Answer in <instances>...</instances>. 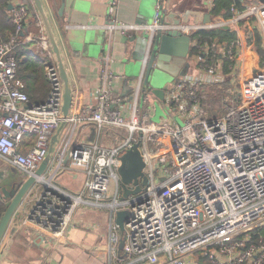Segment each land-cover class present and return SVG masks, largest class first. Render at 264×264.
Returning <instances> with one entry per match:
<instances>
[{
	"label": "built area",
	"instance_id": "2783aa9c",
	"mask_svg": "<svg viewBox=\"0 0 264 264\" xmlns=\"http://www.w3.org/2000/svg\"><path fill=\"white\" fill-rule=\"evenodd\" d=\"M12 4L14 32L0 41V162L29 176L47 156L62 121L63 83L43 29L29 35L28 41L38 45L34 56L47 59L51 86L43 103L31 101L17 76L15 54L22 43L27 44L22 36L31 12L21 0ZM117 7L118 0L109 1L106 34L110 41L116 32L128 38L135 32L147 35L141 76L129 102L116 93L120 75L111 68L108 43L96 103L71 113L63 150L51 178L39 177L43 189L26 222L36 226L46 240L61 239L77 209L92 206L108 209L112 215L109 264H200L194 257L198 252L211 264H264V66L248 74L246 86L234 91L221 116L207 117L204 102L205 87L220 84L230 75L244 79L242 66L257 58H253L252 44L237 39L201 47L192 41V47L199 49L193 55L194 70L169 84L163 99L156 97L166 110L159 123L151 120L152 94L144 90L146 67L159 31L177 30L192 36L242 23L250 27L254 21L264 46V2L248 5L231 19L213 17L210 23L179 25L162 23L160 1L150 25L121 22ZM88 124H94L98 139L73 142L78 127ZM113 128L124 130L127 137L113 146L104 145L100 137ZM138 141L147 185L140 193L121 199V157ZM77 168L85 175L80 191L53 181L62 170ZM120 210L130 214L124 230L116 223ZM122 240L126 258L115 263Z\"/></svg>",
	"mask_w": 264,
	"mask_h": 264
},
{
	"label": "crops",
	"instance_id": "0c3cea01",
	"mask_svg": "<svg viewBox=\"0 0 264 264\" xmlns=\"http://www.w3.org/2000/svg\"><path fill=\"white\" fill-rule=\"evenodd\" d=\"M16 1L18 0H10V3H15ZM109 1L72 0V4L67 5L65 10L61 12L59 9L60 5L51 6L50 8L51 18L57 28L56 31L59 34L65 62L75 90L72 113L77 114L81 109L93 106L96 103V90L101 85L102 57L105 55L109 44L110 55L113 58L111 68L120 75L115 84V91L116 93L120 92L128 102L131 99L130 93L133 92L135 83L141 76L144 67V59L148 48V38L144 33L135 32L133 37L128 38L116 32L112 41L106 34L104 26L109 18ZM158 1L118 0L117 18L123 23L150 25L154 22ZM186 1L185 7L189 4L190 7L199 8L204 13H211L214 7L212 6L213 0L208 2L206 0L205 3L204 0ZM240 1L245 7L252 3L264 2V0ZM160 2L162 5L163 1L160 0ZM12 8H9L11 19ZM232 11L233 16L239 12L236 8L232 9ZM213 17L225 18L223 14ZM252 22L253 24L250 27H246L242 23L240 27L230 28L237 32L238 40L248 41L249 32H251L253 27H257L256 23ZM42 29L43 25L39 17H35L31 13V18L22 36L29 44L31 59H46L42 55L35 57L33 52H37L38 45L28 41L29 35L35 36ZM4 33L6 35L8 32L5 31ZM192 41L193 39L191 40V47L193 45ZM24 45L25 43H22L21 46ZM256 57H258L257 54L255 57L253 56V58ZM52 60L55 61L53 55ZM194 63L193 61L189 67L184 68L183 65L173 59L169 65L162 63L161 65L167 71L178 72L181 70L179 76L181 77L194 70ZM18 78L20 79L19 76ZM146 89L150 93L148 87L144 85V90L146 91ZM70 130L71 126L68 124L45 173V178L47 179L51 178L55 164L58 161L61 150H63L64 137H67ZM102 137L103 135L100 137V142H102ZM97 139L94 124H88L78 127L74 134L73 142L91 143ZM2 165L6 164L0 162V166ZM84 180V173L77 168L62 170L53 181L67 190L78 192L82 189ZM42 189V182L34 186L26 197L23 206L17 210L12 218L7 232L0 242V264H109V224L112 220L110 210L81 206L77 209L73 222L64 238L46 240L37 231L36 226L26 224V217ZM1 200L6 206L4 196ZM194 257L200 264H204L200 261L202 254L198 252ZM118 258L115 263L126 258L123 251H121V254L119 253Z\"/></svg>",
	"mask_w": 264,
	"mask_h": 264
},
{
	"label": "water",
	"instance_id": "95a60500",
	"mask_svg": "<svg viewBox=\"0 0 264 264\" xmlns=\"http://www.w3.org/2000/svg\"><path fill=\"white\" fill-rule=\"evenodd\" d=\"M162 1V23L179 25L181 23H210L213 21L211 13H204L199 8L190 7L189 4L185 7L186 0ZM22 2L27 5L33 16L39 17L41 20L44 33L58 67L63 83L62 121L53 134L47 156L34 174L27 176L23 171L7 164L0 166V189L6 201V210L0 212V242L17 210L23 206L31 189L40 182L39 177L45 176L55 149L61 142V136L68 125V119L72 113L75 101V90L70 72L65 62L59 34L56 31L57 28L53 23L50 12L51 6L57 5H60V12L65 10L67 5L72 4V0H22ZM205 2L206 0H204ZM12 7L13 4L10 3L9 8L11 9ZM226 28H230V26H226ZM145 36L147 37V35ZM191 39V36H185L177 30L159 31L157 33L144 77V85L148 87L153 96L163 99L169 86L160 88L161 85L158 84L160 80L159 73L167 71L161 63H171L175 57L174 51L181 48L184 43L187 44L186 51H188ZM139 144L140 141L135 142L121 157L122 165L119 168L122 186L121 199H127L130 195L140 193L147 185V176L143 171L145 162L140 153ZM68 159L69 152L66 155V161ZM133 186L134 188H132ZM129 215L126 210H120L116 213V223L121 230H124L125 220H127ZM123 247L124 240L121 242V249Z\"/></svg>",
	"mask_w": 264,
	"mask_h": 264
},
{
	"label": "trees",
	"instance_id": "16d2710c",
	"mask_svg": "<svg viewBox=\"0 0 264 264\" xmlns=\"http://www.w3.org/2000/svg\"><path fill=\"white\" fill-rule=\"evenodd\" d=\"M214 7L211 11L213 16L223 14L226 19L233 16L232 9L236 8L239 12H242L246 7L240 0H214ZM10 0H0V41L7 40L14 32V25L9 11ZM5 31L8 33L5 35ZM192 39L198 41L201 47H204L206 43L212 45L233 43L237 40V32L233 28H216L207 31H200L193 34ZM248 42L252 44L255 53L264 60V47L262 44L261 35L257 27H253L249 32ZM199 52L197 47H191V55ZM18 59V76L23 81L24 90L29 95L30 99L34 103H43L50 92V83L46 74V63L43 59H31L29 53V44L20 46L15 51ZM263 66V64L261 65ZM147 92V89L146 91ZM6 210L5 203L0 201V212ZM264 234V230L261 231ZM256 238V233L252 234ZM258 238V236H257ZM200 261L204 264H210V262L202 256Z\"/></svg>",
	"mask_w": 264,
	"mask_h": 264
},
{
	"label": "rangeland",
	"instance_id": "374dc122",
	"mask_svg": "<svg viewBox=\"0 0 264 264\" xmlns=\"http://www.w3.org/2000/svg\"><path fill=\"white\" fill-rule=\"evenodd\" d=\"M209 0H207L208 2ZM189 36V35H185ZM192 40V39H191ZM195 39L193 38V42ZM187 44L184 43L181 48L174 51V60L175 62H179V64L183 65L184 68L187 66H190V63H193L195 60L193 55H190V48L189 46L188 51H186ZM167 64L169 63H164ZM264 66V60L258 56L256 60H251V62L247 66H242L241 72L244 74V79H242L240 76H229L227 77V80L214 85V86H207L204 88V102L206 103V110L205 115L207 117H219L226 111V106L228 102L230 101V98L233 97L234 91L241 90V87L244 88L246 86V78L248 77V74L255 68V67H262ZM183 68V70H184ZM248 69V70H247ZM180 71L173 72L171 70L160 72L159 77L160 80L158 81V84L161 85L160 88L165 87L169 84L174 83L178 78H180ZM242 76V75H241ZM233 81H231L232 78ZM151 108H152V115L151 120L159 123L166 117V110L163 104H161L155 96H151ZM127 137V133L124 130L113 128L110 131L106 130L104 132L102 137V143L107 146H113L118 141L124 140ZM66 137H64L65 139ZM27 225H29L26 222Z\"/></svg>",
	"mask_w": 264,
	"mask_h": 264
},
{
	"label": "bare ground",
	"instance_id": "6f19581e",
	"mask_svg": "<svg viewBox=\"0 0 264 264\" xmlns=\"http://www.w3.org/2000/svg\"><path fill=\"white\" fill-rule=\"evenodd\" d=\"M253 4V3H252ZM232 18V17H231ZM231 18H229V19H231ZM226 19V18H225ZM230 27H232V26H230ZM226 28V27H225ZM264 47V46H263ZM259 69H262V67H259ZM125 222H126V220H125ZM251 234H253V233H251ZM124 248V247H123ZM123 248L121 249V243H120V246H119V249H120V254H121V251H123ZM124 252V251H123ZM125 254V253H124ZM126 256V255H125ZM211 264V263H210Z\"/></svg>",
	"mask_w": 264,
	"mask_h": 264
}]
</instances>
